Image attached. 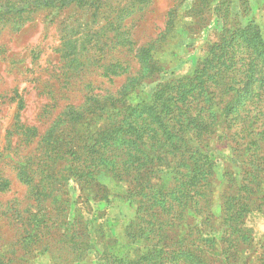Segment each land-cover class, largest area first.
<instances>
[{
    "label": "rangeland",
    "instance_id": "rangeland-1",
    "mask_svg": "<svg viewBox=\"0 0 264 264\" xmlns=\"http://www.w3.org/2000/svg\"><path fill=\"white\" fill-rule=\"evenodd\" d=\"M1 2L22 10L0 14V264H51L45 223L59 236L64 220L87 230L73 264L134 259L146 244L263 262L264 0ZM87 43L84 65L70 52ZM195 71L207 84L190 87ZM76 152L84 179L105 157L111 171L44 195L60 184L40 178L69 171Z\"/></svg>",
    "mask_w": 264,
    "mask_h": 264
},
{
    "label": "trees",
    "instance_id": "trees-1",
    "mask_svg": "<svg viewBox=\"0 0 264 264\" xmlns=\"http://www.w3.org/2000/svg\"><path fill=\"white\" fill-rule=\"evenodd\" d=\"M35 1H37V2H34L37 6L42 5V4L47 5L48 3H51V0H35ZM73 2H75V0H61V3L64 5H69L70 3H73ZM20 10H22V7H20V6L15 7L14 3H11V4L5 3V2L0 3V14L1 15H8L9 12L18 14L20 12ZM95 14L96 13H94V15ZM106 26H108V24H106ZM71 40L72 39L69 38V39H66L65 42H67L69 45H71V42H72ZM64 52H65V54L67 53V51H64ZM70 53H71V55L74 54V57H73L74 61H77L78 63L85 65V64H88L90 62V57L92 56V48H91V45L87 43V45H85L84 48L79 53H74V51H71ZM202 63H203V61L201 62V64ZM205 68H207V67H205ZM207 76H208L207 74L200 73V72L197 74V72L195 71L194 74H192V76H190L188 78V80L190 81L189 82L190 87H193L194 85H198L199 81L203 85L207 84V82H208ZM179 80H180V78H176V80H174V82H178ZM197 80H198V82H197ZM193 81H195L196 84H193ZM185 86H184V88H185ZM187 88H189V87H187ZM186 90H188V89H186ZM194 90L195 89L192 88L189 91L193 92ZM177 93H179L181 96L179 94L174 96L175 104H180L183 100L182 99L183 94H182L181 90H178ZM194 103L198 104L197 100H196V102L194 101ZM184 104H185V102H184ZM182 105H183V103H182ZM191 118L193 120H196V118L193 115H191ZM92 135H94L93 142H95V137H96L95 133H93ZM195 138L197 139V136H195L194 139ZM197 142L201 143L202 140L197 139ZM106 145L109 147H112V146H114V142H110V143L107 142ZM106 145L103 146V149L105 152H108V151H110V148L108 149ZM92 153H93V151H92ZM86 154L89 155L91 153L87 152ZM197 154H198V150H196V148H195L193 151H191L189 153V155L186 158H184L183 162L192 160V158ZM84 157H85L84 154H79L78 152H76L75 155H71V157H70V158H72L71 163H73V164L71 165L69 171H67L66 173L60 174L59 171L53 172V173L51 172V174L48 172L45 173L44 178L41 177L40 178L41 181L39 183L45 182V183L52 184V185L59 183L60 187H58L57 189H55L53 187L50 189V191L45 190L43 192V194L47 195L50 193L52 194L53 192H57L59 194H61V193L67 194V191L64 190V186L67 185V182L69 179H73L75 181H81V182H83V186H86L89 188H92V187L87 186V184H89L91 186L92 185L98 186L99 183L96 181L97 174H99L100 172H103V171H105L107 173L109 171H111V169H112L111 163L112 162L109 160V157H105L104 158L105 164H103V163L101 164V162H98L99 164L97 163L96 165L93 166L92 170H90L89 174L91 175V177L89 179H84V176L81 175V174H83V172L81 170H83L82 167L84 164V159H83ZM114 157L122 158L119 155H114ZM106 165H110V166H106ZM177 166L175 165V167L172 169V172L174 171V169L177 168ZM101 167H105L106 169H101ZM26 179L29 180L28 178H26ZM149 179H147V180H149ZM9 186H10L9 181H7L3 178L0 179V190H3V191L7 190V189H9ZM159 194H162V193L159 192ZM192 198H193V196L190 195L191 200H192ZM65 200L69 206L70 198H68V199L66 198V199H64V201ZM165 205L168 206V203H165ZM258 205H259V207L264 206V202L260 201L258 203ZM167 206H165V208H163V210L167 211L168 210ZM175 213L173 215L174 216L173 219L176 218ZM223 214L225 216H228V213H225L224 211H223ZM229 215H230V212H229ZM169 220H172V219H168V217H165L163 219V222L164 221L167 222ZM56 223L60 224L58 222H56ZM62 223H65V230L66 231L61 233L59 236L58 235L53 236V234H52L53 232L52 231L50 232V230L52 228H54L56 226V224L52 223V225H51L48 222L45 223V224H47V227H48L49 233L48 232L47 233L51 234L49 236L48 240H45V241H49V245H50L49 247H52L49 250V253L51 255V264H73L74 261H77L81 257H83V255H84L83 253L85 252L84 250L88 246L84 242L86 239H88L87 230H85V232L77 230L79 228V226L82 224L81 221H80V223L74 224V225L67 220H64V222H62ZM225 223H227V220L225 221ZM137 224H138V222L133 223L136 231L139 227ZM138 232L139 233H137V235L139 234V236L143 240V242L149 243L148 238L145 237V235H144L145 232L144 231L143 232L138 231ZM165 234H166L165 237L168 238V234L167 233H165ZM147 235H149V233H147ZM133 236H135V235L133 234ZM42 238H40V241H43ZM169 238H170V241L174 240V238L171 236ZM150 246L151 245L146 244V248L148 250H146L144 253L136 254V257L134 259H128V258L121 259V260L113 259V260H110V262L108 264H211V263L206 262L207 260L205 259L204 255H203L205 253V250H198L196 248H190L188 246L186 248L179 246V247H176V249H166L167 244H166V246L163 245V246H159V247H158V245H152L151 248H150ZM170 246H172V245H170ZM40 247H46V246H45V244L44 245L40 244ZM259 258L263 260V262L259 260V263L264 264V251L261 252Z\"/></svg>",
    "mask_w": 264,
    "mask_h": 264
}]
</instances>
